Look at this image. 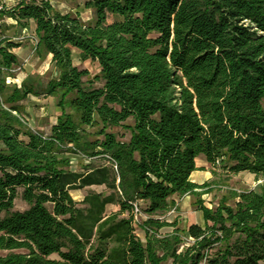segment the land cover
<instances>
[{
    "label": "trees",
    "instance_id": "16d2710c",
    "mask_svg": "<svg viewBox=\"0 0 264 264\" xmlns=\"http://www.w3.org/2000/svg\"><path fill=\"white\" fill-rule=\"evenodd\" d=\"M85 8L87 22L47 0H20L0 15L21 29L34 23V56H50L57 74L17 87L0 70V264L264 263V0H88ZM19 47L0 40V68L19 66ZM74 52L99 75L74 66ZM40 96L60 110L48 135L20 115L21 101ZM116 127L127 141L107 131ZM199 157L260 183L233 193V206L198 200L203 225L179 230L162 218L176 199L210 187L190 179ZM74 158L87 161L85 171L71 170ZM95 158L107 162L96 167ZM89 186L111 193L75 202L71 192ZM17 189L22 212L13 211ZM134 203L147 217L144 242ZM110 204L118 209L106 215ZM165 227L172 232L158 236Z\"/></svg>",
    "mask_w": 264,
    "mask_h": 264
},
{
    "label": "rangeland",
    "instance_id": "374dc122",
    "mask_svg": "<svg viewBox=\"0 0 264 264\" xmlns=\"http://www.w3.org/2000/svg\"><path fill=\"white\" fill-rule=\"evenodd\" d=\"M20 0H6L9 10L14 8ZM36 2L40 0H34ZM53 7L60 11L61 13H71L77 15L83 22H87L91 19L92 13L90 10L85 8V3L88 0H47ZM33 23H30L27 28L21 29L12 18L7 15L0 17V40H10L11 42L20 45L19 50H13L12 52L16 54L18 58L19 65L22 63L23 59L31 53V43L29 41H24L19 43L14 40L23 35L33 36ZM25 32V34H23ZM47 58H37L33 56L30 63L22 68L21 73L15 74L13 80L14 83L6 84L7 86H17L19 87L21 81L27 77L32 76L33 78H39L42 84L50 77H55L57 74L52 71L50 66V60ZM73 64L79 70H85L88 72L89 78H94L99 75L100 69L96 62L84 61L80 62L77 59L76 52L73 53ZM103 83L101 81H95L93 86L95 88H101ZM57 99L54 97H28L27 100L21 101L20 110L21 116L27 121L28 126L36 132L48 135L50 128L55 123L57 116L60 114V110L56 106ZM67 109V107H66ZM131 122L128 121L125 125H130ZM94 129L89 128L88 132H93ZM108 132H114L117 138L121 141H127L130 137L129 132L123 130L122 128L116 127L113 129H108ZM102 139V137H98ZM86 160L79 158H74L71 162L76 170L80 171L82 166H85ZM94 165L105 164L106 159L95 158L91 160ZM196 166L198 171L193 173L190 177L193 183L202 185L203 183H210V187L204 191L199 199L196 196L188 195L187 198L176 199V210L173 209L168 214H166L162 219L167 222H175L179 230L186 229L189 225H203L202 215L198 210V200L202 204L209 208H216L220 201L226 200L229 206H233L235 199L232 197L233 193H241L248 190L255 189L260 183L255 179V177L248 173H239L236 175L230 174L226 170L217 165L215 168L211 167L203 157H199L196 160ZM206 178H208L206 180ZM94 191H102L105 195L109 193V190H103V188L96 189H85L80 191L71 192V196L74 201H80L83 196ZM22 189H17L16 198L13 201V211H25L28 209V204L22 199ZM117 207L114 208L112 205H108L106 208V213H113ZM143 218L140 225L135 226L134 233L142 242L145 239V233L141 230V224L146 220L145 214H142ZM172 232V228L165 227L161 229L158 236H165ZM218 246V245H216ZM54 258H56L54 256ZM161 264H172L171 260L162 262ZM264 264V263H261Z\"/></svg>",
    "mask_w": 264,
    "mask_h": 264
},
{
    "label": "built area",
    "instance_id": "2783aa9c",
    "mask_svg": "<svg viewBox=\"0 0 264 264\" xmlns=\"http://www.w3.org/2000/svg\"><path fill=\"white\" fill-rule=\"evenodd\" d=\"M9 8H8V5H7V2L6 0H0V15L3 14L4 12L8 11ZM25 34V32L23 33ZM16 41H18L19 43H22L26 40H28L29 42L32 43V50H31V55L26 58V60L21 63L19 66H16V67H11L10 69H7V68H0V70L4 73H10V74H13V75H17L19 73H21L22 71V68L24 67V65L28 62V60L30 59L31 56H34V51H35V48L37 46V38L36 36H28L27 34L26 35H23L19 38H16L14 39ZM15 81L13 80V78L11 77H7L6 80H5V83L6 84H11V83H14ZM13 115L17 116L21 121L22 118L18 116V114H16V112H12ZM113 168L114 170H116V166L113 164ZM142 212L140 210V207H138L137 204H133V210H132V224L135 225V226H138L140 225L141 221H142ZM145 219H147V217H145ZM190 241V240H189Z\"/></svg>",
    "mask_w": 264,
    "mask_h": 264
},
{
    "label": "crops",
    "instance_id": "0c3cea01",
    "mask_svg": "<svg viewBox=\"0 0 264 264\" xmlns=\"http://www.w3.org/2000/svg\"><path fill=\"white\" fill-rule=\"evenodd\" d=\"M30 23H33V22H30ZM33 27H34V28H33V32H34V29H35V25H34V23H33ZM33 35L35 36V33H34ZM26 41H28V40H26ZM26 41H25V42H26ZM30 43H31V42H30ZM20 47H21V46H20ZM20 47H19V48H20ZM19 48L14 49V50H19ZM31 50H32V43H31ZM14 54H15V53H14ZM15 55H16V54H15ZM30 55H31V53H30ZM30 55H29V56H30ZM29 56L27 55V56L23 59L22 63H23V62L26 60V58H28ZM32 57H33V56L30 57V59H29L28 62L24 65V67L30 63ZM48 57H49L48 59L50 60V56H48ZM85 164H87V163H85ZM85 164H84V165H85ZM100 165L103 166V164H100ZM93 166L98 167V165H94V164H93ZM83 168H84V166H82V167H81V170L78 171V170H76L73 166H71V170L74 171V172H83V171H85ZM84 174H86V173H84ZM207 179H208V178H206V180H207ZM96 188H103V190H107V188H106L105 186H89V187H85V188L80 189V190L91 189V191H92V189H96ZM80 190H77V191H80ZM77 191H76V192H77ZM72 192H75V191H72ZM93 193H95V194H102L103 196H108V195L111 193V191L109 190V193H107V194L104 195V194L102 193V191L97 192V191H94V190H93V192H90L89 194H93ZM89 194H86L85 196H83V198H82L80 201H78L77 203L82 202L83 199H84L87 195H89ZM187 197H188V196H184V197H182V198H187ZM75 202H76V201H75ZM110 205H112L114 208L117 207V206L114 205V204H110ZM107 206H108V205H107ZM107 206H106V208H107ZM116 211H117V209H116L113 213H115ZM105 214H106V215H110L111 213H110V214H107V213H106V210H105Z\"/></svg>",
    "mask_w": 264,
    "mask_h": 264
}]
</instances>
